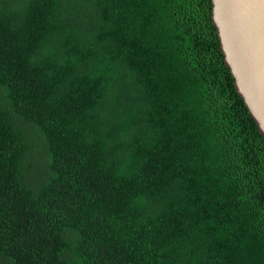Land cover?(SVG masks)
Wrapping results in <instances>:
<instances>
[{"label": "trees", "instance_id": "obj_1", "mask_svg": "<svg viewBox=\"0 0 264 264\" xmlns=\"http://www.w3.org/2000/svg\"><path fill=\"white\" fill-rule=\"evenodd\" d=\"M0 264H264L185 0H0Z\"/></svg>", "mask_w": 264, "mask_h": 264}, {"label": "water", "instance_id": "obj_2", "mask_svg": "<svg viewBox=\"0 0 264 264\" xmlns=\"http://www.w3.org/2000/svg\"><path fill=\"white\" fill-rule=\"evenodd\" d=\"M264 201V0H185Z\"/></svg>", "mask_w": 264, "mask_h": 264}, {"label": "rangeland", "instance_id": "obj_3", "mask_svg": "<svg viewBox=\"0 0 264 264\" xmlns=\"http://www.w3.org/2000/svg\"><path fill=\"white\" fill-rule=\"evenodd\" d=\"M23 129L26 133V137L33 140L37 145L33 152H29L24 162L25 166L22 168V175L25 182H32L33 177L42 176L45 173L46 156L41 148L40 137L34 133L32 128L26 124H23Z\"/></svg>", "mask_w": 264, "mask_h": 264}]
</instances>
